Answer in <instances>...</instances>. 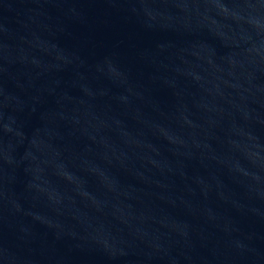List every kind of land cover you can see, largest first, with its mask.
<instances>
[{"label":"water","instance_id":"water-1","mask_svg":"<svg viewBox=\"0 0 264 264\" xmlns=\"http://www.w3.org/2000/svg\"><path fill=\"white\" fill-rule=\"evenodd\" d=\"M0 264H264V0H0Z\"/></svg>","mask_w":264,"mask_h":264}]
</instances>
